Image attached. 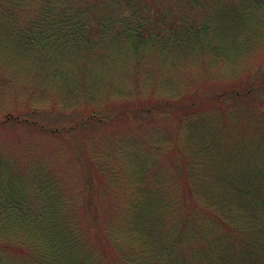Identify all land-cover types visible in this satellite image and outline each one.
<instances>
[{
	"label": "trees",
	"instance_id": "obj_1",
	"mask_svg": "<svg viewBox=\"0 0 264 264\" xmlns=\"http://www.w3.org/2000/svg\"><path fill=\"white\" fill-rule=\"evenodd\" d=\"M0 264H264V0H0Z\"/></svg>",
	"mask_w": 264,
	"mask_h": 264
}]
</instances>
